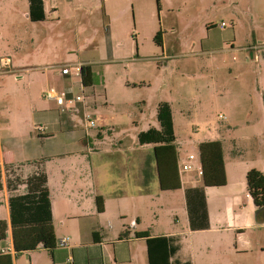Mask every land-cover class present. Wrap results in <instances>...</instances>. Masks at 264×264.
<instances>
[{
    "label": "crops",
    "instance_id": "1",
    "mask_svg": "<svg viewBox=\"0 0 264 264\" xmlns=\"http://www.w3.org/2000/svg\"><path fill=\"white\" fill-rule=\"evenodd\" d=\"M57 2L46 4L55 10ZM46 4H43L45 13ZM28 6V0H23L12 15L0 16V58H9L11 69L0 75V222L6 225L5 238L0 240V264H148L145 240L135 236L144 232L151 237L173 238L178 250L172 261L180 264H223L224 258L237 253L263 254L264 223L255 217L245 176L250 170L264 174V133L258 148L253 137L245 136L243 141L251 142L243 148L245 153L231 156L225 155L221 140L198 137L196 152L189 154L197 159L193 167L200 164L201 155L205 159V176H197L195 172L179 175L178 169L187 154H181L174 145L172 115L176 165L171 166L170 175L177 171L180 189L161 190L155 145H141L138 135L150 128L160 129L156 109L163 102L156 105L155 122L138 132L135 141L127 145L120 142L112 150L100 147L101 143L94 146L90 132L84 128H80L83 135L70 137L69 134H74L71 119L62 117L56 105L41 103V97L51 88L50 83L61 77L68 94L71 86L84 87L76 82L77 78L61 72L54 74V66H45V71L39 70L41 65L35 66L36 71L31 66V47L26 36L29 29L35 28L23 25L31 22ZM24 13H27L24 17L20 15ZM18 15L21 20L14 27L13 20ZM260 53L264 58V52ZM260 116L264 128V104ZM97 122L102 129L108 120L99 117ZM235 123H240L238 116L230 115L227 126H237ZM254 123L260 125L259 120ZM41 127L43 131L39 130ZM96 140H101V134ZM215 173L219 185L213 184ZM38 174L46 176L56 242L68 240L67 247L57 248L52 257L42 247L20 253L13 248L10 199L25 195L27 179ZM190 188L204 191L209 221L206 230L189 228L185 191ZM169 193L179 194L184 224L180 229L172 226L160 232L144 228L143 219L152 220L153 200ZM98 197L103 202L102 212L97 210ZM140 243L144 244L143 252Z\"/></svg>",
    "mask_w": 264,
    "mask_h": 264
},
{
    "label": "rangeland",
    "instance_id": "2",
    "mask_svg": "<svg viewBox=\"0 0 264 264\" xmlns=\"http://www.w3.org/2000/svg\"><path fill=\"white\" fill-rule=\"evenodd\" d=\"M21 1L0 0V16L12 15ZM45 6L44 22L23 23L35 28L26 36L31 66L35 71L36 65L42 71L54 66V74H60L57 65L88 63L93 85L81 89L76 84L70 91L83 97L96 120H108L105 128L88 130L94 146L112 150L135 141L155 122L159 102L172 110L174 145L181 154L196 152L198 137L221 140L226 156L244 152L251 143L243 141L245 136L259 143L264 58L256 47L264 45V0H58L55 10ZM19 19L14 18V27ZM158 33L161 45L155 42ZM65 84L61 77L49 87L60 92ZM44 93L41 103L55 105ZM230 115L238 116L237 126H227ZM62 117L74 126L70 137L83 135L80 112ZM258 120L260 125L254 123ZM152 203V223L143 219L144 228L160 232L184 224L179 194ZM222 262L264 264V253L241 252Z\"/></svg>",
    "mask_w": 264,
    "mask_h": 264
},
{
    "label": "trees",
    "instance_id": "3",
    "mask_svg": "<svg viewBox=\"0 0 264 264\" xmlns=\"http://www.w3.org/2000/svg\"><path fill=\"white\" fill-rule=\"evenodd\" d=\"M28 19L31 22L45 20L43 0H28ZM155 42L161 45V35L155 36ZM81 85L89 88L93 84L92 72L88 65L82 66L80 73ZM264 104V103H263ZM157 121L160 129L150 128L138 135L141 145H155L154 154L158 166L159 184L163 191L180 189V182L176 174L170 175L171 166L176 165V152L173 146L174 133L171 109L167 103L157 105ZM204 158L200 157L205 176ZM212 161V159H211ZM216 182L221 184L218 174ZM246 187L255 207V217L264 223V174L257 170H250L245 176ZM27 193L23 196L10 199V219L12 228L13 248L16 252H24L42 247L49 251L52 257L56 247V239L51 220L49 193L46 188V176L38 174L27 179ZM1 187V186H0ZM98 212L103 210V202L96 198ZM185 202L191 231L206 230L209 228L205 195L202 188H190L185 191ZM6 225L0 222V240L5 238ZM122 236V235H121ZM137 238L145 240L148 264H180L172 261L178 250L171 237H151L148 233H136ZM189 264V263H183Z\"/></svg>",
    "mask_w": 264,
    "mask_h": 264
},
{
    "label": "built area",
    "instance_id": "4",
    "mask_svg": "<svg viewBox=\"0 0 264 264\" xmlns=\"http://www.w3.org/2000/svg\"><path fill=\"white\" fill-rule=\"evenodd\" d=\"M56 0H43V4L46 3H55ZM225 24L221 23L220 29H224ZM258 51L264 52V45H259L256 47ZM81 64H72V65H64L60 68V72L62 75H66L68 77H74L80 80L81 73ZM11 72L10 69V60L7 57L0 58V75ZM44 98L48 101L54 102L55 105L59 108L61 113H67L71 110H75L81 113V119L83 123V128L85 131H88L90 128H95L98 126L97 120L86 110V104L82 96L80 95H71L67 92L60 91L58 92L54 88H48L44 93ZM219 118L224 119V117L219 116ZM44 128H40V131H43ZM197 161L196 157L192 154L187 156L186 161L180 165L178 169V174H184L188 172H195L197 176H202V166L198 164L197 167H193L192 163ZM68 245L67 239H61L56 242L57 248H66ZM9 251V250H8ZM3 252H5L3 250Z\"/></svg>",
    "mask_w": 264,
    "mask_h": 264
}]
</instances>
